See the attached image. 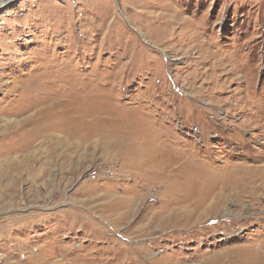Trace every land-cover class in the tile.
<instances>
[{"label": "rangeland", "instance_id": "rangeland-1", "mask_svg": "<svg viewBox=\"0 0 264 264\" xmlns=\"http://www.w3.org/2000/svg\"><path fill=\"white\" fill-rule=\"evenodd\" d=\"M80 101L81 112L95 113L87 119L94 125L129 127L119 137L141 131L153 157L168 161L172 174H165L177 175V185L189 188L187 179L195 177L217 191L231 165L242 170L243 185L236 186L244 193L225 192L219 213L193 228L152 231L149 220L167 216L160 210L164 182L175 185L174 179L161 176L163 182L142 187L140 179L118 174L99 137L67 149L61 161L46 157L49 143L39 138L24 155L0 161V264H151L153 258L236 264L242 250L262 262L264 0L1 6L0 139L30 124L47 104L60 113L75 110L58 106ZM131 120L139 127L127 126ZM253 175L257 180L248 185ZM125 196H133L129 217L115 223L116 211L104 207Z\"/></svg>", "mask_w": 264, "mask_h": 264}, {"label": "bare ground", "instance_id": "bare-ground-1", "mask_svg": "<svg viewBox=\"0 0 264 264\" xmlns=\"http://www.w3.org/2000/svg\"><path fill=\"white\" fill-rule=\"evenodd\" d=\"M9 2L10 0H0V7L3 5H7ZM82 104L83 103L81 101L74 105L69 102L64 106L63 105L58 106V103H57L58 107H72L71 109L75 110V111L71 110L70 112H67L66 110V112L63 111L60 113H53L50 107L48 106L49 104L46 105L47 110L45 111H42L43 109L38 110L41 112H37L39 117H37L34 121L31 120L29 121L30 124H27V126L24 125L23 128H20V129L18 128L16 129V131H13L12 133L8 134L6 138L4 137V140L0 139L1 140L0 141V161H4V160L7 161L8 159H10V156L17 157V155H19L20 157L21 155H24L31 147V142L36 141V139H39V138L49 143L50 147L47 149L46 157L51 158V159L55 158L56 161H61L65 159V157H61V156H63V154L67 152V149L69 148L76 149L75 146L77 145L78 147V144H80L82 140H86V139L89 140L95 137L96 138L99 137V139L102 138V141L103 140L105 141L104 142L105 146H103L102 148L105 149L106 152H110V154H112L110 155L111 158H113L114 163H117L119 166L118 174L122 175L123 173H128L132 176L133 181L140 179L139 181L143 183L142 187L149 186L150 184H155L156 182H163L166 179V177H168L166 180L174 179V181H176V182H173L175 185H172V182L170 181H169L170 183H168V181L164 182L165 185H164V191L162 193V204H161L163 206L160 207V210H162V213H164V215H167V216L165 218L158 217V216L156 217V219L151 218L149 220V223H150L151 229L153 228L152 231L154 230L159 231L160 228L162 227L166 228V226H169L170 229H174L175 227L193 228V226L191 225H195V224L198 225L199 223H201V221L202 222L205 221L203 219L208 217L210 214L219 213L218 211L215 212V209L220 204H222L221 199L222 201L224 200L223 195L225 194V192L228 193V191H234L233 193L230 192L229 195L231 196V194H235V195L238 194V196L242 197V194L244 192L238 189V186L239 184H241L240 182L242 181V179L239 178L242 170L240 171L238 170V168L231 169L233 168V167H230L231 165H229L228 167H225L226 170L230 171L231 176H225L221 178V180L218 183H216L217 186L222 187V188H218L219 190L217 189V191L214 189V186H216L215 184L207 183L208 186H206L200 181L202 179L197 178L198 180H196L195 177L187 179V183L191 185L189 188L177 185V182H178V178H176L177 175L166 176L167 173L169 172L171 173V171H168V168H167L168 161L166 160H165L166 162L158 161L156 157L155 158L153 157L154 155L151 154L150 151L153 149L154 146L153 147L149 146L148 142H146V139H145L146 137L142 133H140L141 131H136L135 132L136 135L133 133H130V134L128 133L127 135H125L123 133L119 137L118 135L122 133V130L128 129L129 127H125L124 125L120 126L118 124L113 127H109L108 129L107 126H104L101 128V126H97V124L94 125L95 123L94 119L92 120H87V119L89 117H94V115L92 114H95V113H92V112L89 113V111L88 113L81 112L80 111L81 109L79 108ZM71 113L77 115L79 118L71 117L70 116ZM83 119L85 121L84 123L90 124V125L83 124L82 123ZM128 122L129 123H127V126L135 125L134 127H136V125L139 124L138 121L136 120H131ZM9 126L11 125L9 124ZM95 126L98 128H94ZM91 127L94 128L92 131L86 130L87 128L89 129ZM116 135L119 138H116L115 137ZM69 140H70V144L72 143V145L68 147V145H70ZM5 141H9V144H7L8 142L5 143ZM170 155H172V152ZM78 156H81V155L78 153ZM164 156L167 157V155H163V157ZM21 159L24 160V161L22 160L23 163L27 162L29 164L30 162V159L27 158V156H22ZM179 159H176V160H179ZM43 163H45V161ZM182 164H184L187 167H190V166L194 167L193 161H190V160H186L185 162H182ZM23 168L25 170L26 168H28V166H24ZM180 168L182 169L181 166ZM225 169H222V170H225ZM176 170L177 168H175V171ZM183 171L184 170H182V172ZM198 173L200 174L199 170H198ZM232 175L237 176V177H233ZM161 176L164 177L165 179L160 180ZM256 180H257L256 176L253 175L252 177L249 178V181L247 184L252 185V183L255 182ZM202 181H205V180H202ZM241 185H243V183ZM193 188H195V190ZM256 189L258 188L251 187V190H256ZM251 190L249 191L250 194H252ZM212 193H213V196H212ZM210 196L211 198L209 199V201L205 203ZM132 200H133V196L132 197L125 196L124 198L119 199L116 202L113 201L114 203L111 202L110 204L104 207V212L116 211V214L113 213L114 222L118 223L120 221H123L129 217V213L131 211L130 203L132 202ZM178 204H179L178 207L174 206ZM125 206H127L128 209H126V212L123 213L120 209ZM203 206H204V209L199 210V213L197 216L194 215L193 212L197 210L198 207H203ZM142 247L143 246H141V248ZM242 251H243L242 258L237 257V259H235L237 262L236 264H264V258H262V262L260 261L261 262L260 263L256 261L255 258L253 259V257H256V255L254 254L250 255L248 254L246 250H242ZM228 256H230L229 253L227 257ZM6 262L7 261H5V263ZM150 263L151 264H166V263H163L162 259H155V258H153Z\"/></svg>", "mask_w": 264, "mask_h": 264}]
</instances>
